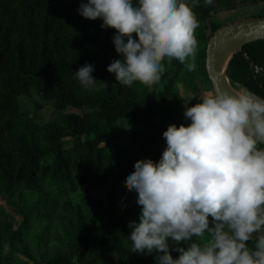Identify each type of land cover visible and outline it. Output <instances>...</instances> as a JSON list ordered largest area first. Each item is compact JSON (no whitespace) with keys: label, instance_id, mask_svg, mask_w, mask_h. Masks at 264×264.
Instances as JSON below:
<instances>
[{"label":"trees","instance_id":"trees-1","mask_svg":"<svg viewBox=\"0 0 264 264\" xmlns=\"http://www.w3.org/2000/svg\"><path fill=\"white\" fill-rule=\"evenodd\" d=\"M80 2L0 0V264H154L131 250L128 223L139 222L140 206L126 174L138 159L159 160L163 131L186 123L183 103L196 96L195 82L210 84L207 45L226 28L214 17L262 4L251 20H264V0H186L198 21L196 68L165 58L158 82L123 86L106 70L120 58L115 29L81 17ZM86 62L97 79L89 89L74 74ZM251 64L264 68V40L238 49L225 78L234 92L264 97V73ZM45 110L63 115L39 125L36 113ZM260 234L264 228L250 249Z\"/></svg>","mask_w":264,"mask_h":264},{"label":"clouds","instance_id":"clouds-1","mask_svg":"<svg viewBox=\"0 0 264 264\" xmlns=\"http://www.w3.org/2000/svg\"><path fill=\"white\" fill-rule=\"evenodd\" d=\"M76 11L115 29L120 58L106 70L123 86L158 82L165 58L196 68L198 21L186 0H81ZM93 72L87 62L74 71L82 88L95 84ZM183 117L163 131L159 160L138 159L126 174L140 206L139 222L128 223L132 252L154 264H264V234L247 246L264 228V97L247 89L204 93L183 103Z\"/></svg>","mask_w":264,"mask_h":264},{"label":"water","instance_id":"water-1","mask_svg":"<svg viewBox=\"0 0 264 264\" xmlns=\"http://www.w3.org/2000/svg\"><path fill=\"white\" fill-rule=\"evenodd\" d=\"M260 40H264V20H250L235 24L224 28L215 35L207 45L205 60V69L213 92L227 90L235 93L225 78V72L224 74L220 73L217 56L220 46L222 44L241 42V48L248 43Z\"/></svg>","mask_w":264,"mask_h":264},{"label":"rangeland","instance_id":"rangeland-1","mask_svg":"<svg viewBox=\"0 0 264 264\" xmlns=\"http://www.w3.org/2000/svg\"><path fill=\"white\" fill-rule=\"evenodd\" d=\"M263 5L258 4V5H249L245 6L236 10L232 11H223L218 13L215 17L214 20L221 24L223 27H229L235 24L243 23V22H248L250 21L254 16L258 15L260 11L262 10ZM241 46V43H233V44H228L227 47L229 48L227 50L228 53L233 55L234 52H236ZM231 58V57H230ZM195 87L198 89L196 92V96H199L204 93H212V86L211 84H206L200 80H197L195 82ZM198 101L195 99V103ZM68 112H73V113H78L79 111H74V110H67L65 113ZM63 115L61 112H57L56 110H45L41 112L36 113V118H37V123L39 125H43L49 121H53L57 117H60ZM8 208L9 212H12L13 209L6 203H4Z\"/></svg>","mask_w":264,"mask_h":264},{"label":"bare ground","instance_id":"bare-ground-1","mask_svg":"<svg viewBox=\"0 0 264 264\" xmlns=\"http://www.w3.org/2000/svg\"><path fill=\"white\" fill-rule=\"evenodd\" d=\"M235 43H241V42H235ZM229 44V43H228ZM228 44H222L218 50V66L220 69V73L224 74L226 66L228 64V61L230 57L232 56L230 53L227 52V50L230 48L227 47ZM233 44V43H230ZM242 44V43H241Z\"/></svg>","mask_w":264,"mask_h":264},{"label":"built area","instance_id":"built-area-1","mask_svg":"<svg viewBox=\"0 0 264 264\" xmlns=\"http://www.w3.org/2000/svg\"><path fill=\"white\" fill-rule=\"evenodd\" d=\"M251 70L254 72L255 75H261L264 73V68L251 64Z\"/></svg>","mask_w":264,"mask_h":264}]
</instances>
